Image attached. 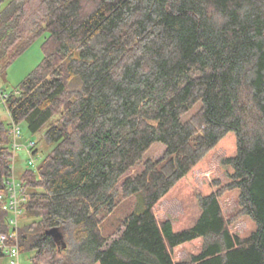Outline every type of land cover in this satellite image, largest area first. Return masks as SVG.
<instances>
[{
	"label": "trees",
	"instance_id": "obj_1",
	"mask_svg": "<svg viewBox=\"0 0 264 264\" xmlns=\"http://www.w3.org/2000/svg\"><path fill=\"white\" fill-rule=\"evenodd\" d=\"M42 36L43 61L7 102L50 148L22 176L31 264H264V0H0L3 71ZM155 143L163 157L131 174ZM10 145L0 121V193ZM212 154L193 221L159 220ZM11 230L0 207V234Z\"/></svg>",
	"mask_w": 264,
	"mask_h": 264
},
{
	"label": "rangeland",
	"instance_id": "obj_2",
	"mask_svg": "<svg viewBox=\"0 0 264 264\" xmlns=\"http://www.w3.org/2000/svg\"><path fill=\"white\" fill-rule=\"evenodd\" d=\"M44 40L45 36L38 38L27 49V51L15 59V61H13V63L4 71L2 68L8 62V58L0 61V89L7 95H11L26 77L43 61ZM199 107L200 105L194 107L183 117V120H189L198 111ZM0 121H3L7 125L11 123V117L3 106L0 107ZM19 125L22 130L21 142L37 143L38 153L30 156L25 148H21L16 152L17 158L14 164V171L17 179L22 178L27 170L34 171L38 174L39 167L50 152V148L45 147V144L42 141L43 133L34 135L28 130L26 123H20ZM232 143H234V141H232ZM231 146L230 141H228L226 147L228 148ZM165 150L166 146L163 143H155L145 156L143 163L137 166L131 174H136L142 170L146 160L149 159L156 161L163 157ZM232 150L234 151V144ZM215 162H217L215 160V154H212L207 160L201 163L187 179H184L179 183V185L160 202L155 210L159 220H163L169 216H175L177 218V225L181 228L187 227L193 221L197 208V197L200 194L207 192L211 187L210 183L214 172L213 165ZM226 199L223 202L225 214L234 212L237 209L236 201L231 197H227ZM132 206L133 201H126L121 207L123 210L120 212L121 215L130 212ZM244 229L247 228L245 227ZM66 242L70 245V240L68 238H66ZM67 244L65 243V247H67ZM69 255V253L65 252L61 257L67 258ZM32 256V252L20 253V263L31 264ZM11 260V257L5 256L0 258V264H12Z\"/></svg>",
	"mask_w": 264,
	"mask_h": 264
},
{
	"label": "built area",
	"instance_id": "obj_3",
	"mask_svg": "<svg viewBox=\"0 0 264 264\" xmlns=\"http://www.w3.org/2000/svg\"><path fill=\"white\" fill-rule=\"evenodd\" d=\"M10 95H7L0 89V107L6 108ZM10 115V113H9ZM11 117V116H10ZM8 132L11 139V169L12 173L10 178L6 182V189L0 193V207L9 215V224L12 228L9 234H0V254L11 257L12 264L20 263V245H19V227L20 217L24 213L25 205L29 201V195L27 194L26 183L22 178L17 179L14 171V164L16 160V152L25 148L30 156H33L34 148L37 143H25L22 140V130L18 123L11 118V123L8 124ZM33 162V161H32Z\"/></svg>",
	"mask_w": 264,
	"mask_h": 264
},
{
	"label": "water",
	"instance_id": "obj_4",
	"mask_svg": "<svg viewBox=\"0 0 264 264\" xmlns=\"http://www.w3.org/2000/svg\"><path fill=\"white\" fill-rule=\"evenodd\" d=\"M50 234L54 235L56 241L58 243H63V245L65 246V242L63 240V236L61 235V233L58 231V229H52L51 231H49Z\"/></svg>",
	"mask_w": 264,
	"mask_h": 264
}]
</instances>
